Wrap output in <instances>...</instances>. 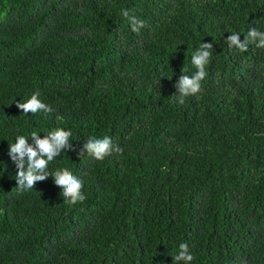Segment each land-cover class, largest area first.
Instances as JSON below:
<instances>
[{"label": "trees", "instance_id": "obj_1", "mask_svg": "<svg viewBox=\"0 0 264 264\" xmlns=\"http://www.w3.org/2000/svg\"><path fill=\"white\" fill-rule=\"evenodd\" d=\"M254 27L264 0H0V264H173L181 243L191 264H264V48L226 41ZM34 92L52 113H22ZM57 128L76 150L48 170L82 179L74 205L51 175L20 190L9 154ZM90 136L123 153L79 157Z\"/></svg>", "mask_w": 264, "mask_h": 264}, {"label": "clouds", "instance_id": "obj_2", "mask_svg": "<svg viewBox=\"0 0 264 264\" xmlns=\"http://www.w3.org/2000/svg\"><path fill=\"white\" fill-rule=\"evenodd\" d=\"M121 14L128 18L134 32L139 33L145 26L142 19L136 15H130L127 9L122 10ZM226 41L230 48L235 47L240 52L247 51L249 44L264 48V31L254 27L246 33L244 41H241L240 33H233L226 38ZM212 49L213 45L211 43L203 42L191 59L196 71L191 76L186 74L180 76L175 85L178 89L177 99L180 104L185 103L186 97L196 95L202 91L201 82L207 76L206 69L211 62ZM182 72L184 73L183 69ZM39 97L40 93L34 92L26 102H18L17 107L26 115L29 112L32 114L43 112L45 115L52 113L54 109ZM57 119H61V117L57 116ZM71 136V130H65L64 128H57L43 138L33 131L31 133L33 143H29V138L26 136L18 135L16 142L10 144L9 150V154L18 168L16 174L17 187L20 190H31L35 187L37 181H43L51 175L55 178V184L62 189L61 195L66 203L74 205L83 202L86 196L82 191L84 185L81 178L74 175L68 168L57 169L54 172L48 170L49 163L60 156L62 151L76 150L70 143ZM85 153L102 161L113 153L122 154L123 149L118 145H114L110 137L96 138L90 136L77 154L82 157ZM179 249V253L174 256L173 264H181V262L191 264L194 257L189 251L188 244L181 243Z\"/></svg>", "mask_w": 264, "mask_h": 264}]
</instances>
